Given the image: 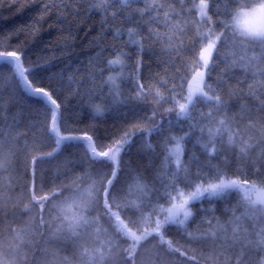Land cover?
I'll use <instances>...</instances> for the list:
<instances>
[{"label": "snow or ice", "instance_id": "snow-or-ice-1", "mask_svg": "<svg viewBox=\"0 0 264 264\" xmlns=\"http://www.w3.org/2000/svg\"><path fill=\"white\" fill-rule=\"evenodd\" d=\"M39 2L9 0V6L20 4L18 11H23ZM119 3L122 7L102 16L103 27L86 45L94 50L87 58L84 71L77 69L79 76L75 72L66 74L56 67L58 60L72 54L77 41L75 33L66 31L63 24L49 23L44 27L51 3H41V9L46 11H38L27 24L0 33L3 49L0 60L5 62L0 74L5 68H13L7 78L0 79V117L8 118L9 109L17 104L21 93L33 104L32 118L11 137L13 143L0 156V168L11 166L19 150L15 141L22 136L26 159L32 164L33 190L36 161L54 159L66 150L67 146L61 147L65 141L85 142L87 148L80 145V151L91 172L106 176L111 161L98 160V154H111L112 159L123 165L125 149L134 144L139 153L154 151L151 136L164 132L163 117L167 116L170 118L167 135L161 137L165 155L151 181L138 188L140 195L131 191L125 193V186L143 173L132 169L130 164L122 166L106 194L112 197L118 210V218L112 220L113 229L121 240L134 242L125 249L123 260L137 264L141 248L150 246L142 264H168L165 254L175 253L172 245L177 237L215 238L225 227L217 215V202L231 191H239L243 193L242 199L224 208L233 226L231 236L225 239H231L233 244L243 242L244 247L253 245L260 251L255 264H264V227L254 233L242 227V217L264 216V187H261L264 186V70L257 72L256 87L248 82L246 71L240 76L230 75L238 65L246 68L235 54L237 45L254 53L264 49V21L254 28L248 23L249 18L264 14V0H192L191 3L143 0L142 7H133L137 0H119ZM2 6L3 0H0ZM73 8L79 11V4ZM120 11H124V15L119 17V23L110 24L108 16L115 21ZM60 15L66 17L67 13ZM127 24L134 27H125ZM52 28L57 29V34L43 39ZM109 28L112 40L105 45L102 38ZM87 30L90 31V27ZM125 32L126 40L123 39ZM38 43L40 47L26 55V50ZM12 62H15L14 67ZM115 66L121 71L105 78L104 73ZM118 80L127 82L128 86L123 87ZM66 82L75 83L74 92L86 98L87 113L82 109L68 112L70 88ZM248 96L255 101L254 110L259 116L252 126L260 125L262 133L254 143H249L252 137L238 143V132L232 125L249 111ZM233 102H238L235 111L231 110ZM130 109L137 111L127 123L121 122L102 139L96 129L103 126V121L117 112L127 116ZM21 111L18 107L15 109L13 120L19 121ZM173 116L176 124L187 121L188 131L184 135H176ZM205 125L207 141L203 140ZM197 128L201 136L196 143H200L205 159L200 161L193 153L185 162L177 153H181L182 142ZM62 132L68 134L62 135ZM225 133L227 140L216 146L217 138ZM137 137L142 138L138 144ZM209 144L213 148L209 149ZM253 149L255 156L250 158ZM172 157H176L174 170L170 163ZM69 162L70 158L65 157L57 163L53 186L55 176L69 170ZM44 171V168L39 169L41 181ZM121 172H125L123 179ZM80 195L82 199L90 198L92 193ZM205 198L209 202L206 208L203 206ZM193 201L200 202L201 207H192ZM70 219L76 225L82 217L74 215ZM193 220L197 228L190 234ZM220 256L224 257L223 261ZM243 256L242 249L235 260L226 251L208 259L211 264H248Z\"/></svg>", "mask_w": 264, "mask_h": 264}, {"label": "trees", "instance_id": "trees-1", "mask_svg": "<svg viewBox=\"0 0 264 264\" xmlns=\"http://www.w3.org/2000/svg\"><path fill=\"white\" fill-rule=\"evenodd\" d=\"M20 2L26 3L27 0H20ZM44 2L51 3V12L44 21V27L47 28L49 23L63 24L66 31L75 33L77 41L72 54L58 60L56 67L63 69L66 74L75 72L79 76L80 72L77 69L84 71L87 58L94 50L86 45L103 27L102 16L112 9L122 6L119 0H40L36 5L18 11L20 4L9 6V0H3V6L0 7V33L27 24L38 11H46L40 7V4ZM159 2L160 0L157 3ZM186 2L191 3L192 0H186ZM75 4H79V11L74 10L73 5ZM136 6L142 7L143 1L141 0L139 3L137 0L133 7ZM61 13H67V16L64 17L60 15ZM123 15L124 11H120L115 21L111 16H108V22L118 24L119 17ZM89 27L90 31L87 30ZM125 27H134V25L127 24ZM56 32V28L50 29L44 34L43 39L52 38L57 34ZM127 38V32H125L123 39ZM111 40L112 30L109 28L102 38V43L107 45L111 43ZM39 47V43L29 47L26 50V55H30ZM0 50L3 49L0 48ZM234 51L241 64L246 65V68L242 69L238 65L230 75L240 76L243 71H246L248 82L256 87V82L259 80L257 72L264 70V49L254 53L243 45H237ZM145 59L147 60L148 57L146 56ZM4 66L5 62L0 60V68ZM147 70L148 66L146 65L145 72ZM11 71L13 68H5L3 74H0V79L7 78ZM114 73L113 67L110 71H106L104 76L107 78L109 74ZM117 83L125 88L128 86L127 82L120 80ZM66 86L70 88L68 112L73 113L82 109L87 113L86 98H82L80 94L74 92L76 84L68 85L66 82ZM246 100L250 106L249 111L232 125L233 130L238 132V143L248 140L249 137L253 138L249 140V143H254L255 138L262 133L260 125L252 126L253 122L259 118L254 110L255 101L251 96L246 97ZM17 107L22 110L19 121L12 118V113ZM237 107L238 102H233L231 110L235 111ZM136 111V109H130L127 116L121 115L119 112L110 114L108 119L103 121V126L96 129L97 133L102 139H106L105 133H112L120 126L121 122L127 123L128 118ZM32 113V101L21 93L17 104L9 109L8 118L0 117V146H2L0 147V156L4 155L7 146L13 143L11 137H15L16 130L23 129L26 120L32 118ZM157 119L160 117L158 116ZM169 119L167 116L163 117V133L156 132L151 136L150 142L155 146L154 151L139 153L134 144L131 148L125 149L123 165L119 160L97 157L98 160L111 161V167L107 170L106 176H97L91 172L88 162L80 151V145L87 148L83 141H65L61 147L67 146L66 150H62L54 159L43 162L36 161L37 173L34 190L32 164L26 159L24 137L21 136L16 140L15 143L19 145V150L12 158L11 166L0 168V264H127L123 260L126 255L125 249L134 242L121 240L113 229L112 220L118 218V210L112 197L106 194L118 169L130 164L132 169L142 172L143 176L132 180L130 185L125 186V193L131 191L140 195L138 188L151 181L154 171L157 170V166L161 164L165 155L161 137L167 135ZM171 119L174 122L176 135H184L188 131L187 121H180L176 124L175 117L173 116ZM9 124L12 125L11 131ZM66 134L68 133L62 132V135ZM200 136L201 133L197 128L182 142L181 160L186 162L193 153L199 156L200 161L205 159V153L201 150L200 143H196L197 137ZM141 139V137H137L136 143H140ZM203 140H208L207 125H205ZM222 140H227V133L223 137L217 138L216 146H219ZM72 144L76 146L73 147ZM208 147L211 149L213 145L209 144ZM254 156L255 150L253 149L250 158ZM65 157L70 158L69 170L57 174L54 179L55 186H53V170L57 163L64 160ZM170 163L174 170L176 166L172 158ZM40 168L45 169L42 181L39 173ZM114 170L115 174L106 187ZM124 176L125 172H121V179ZM117 185H119V181ZM156 187L159 188L160 185L157 184ZM88 191H91V197L82 199L80 194ZM153 197L155 198V192ZM242 197L243 193L231 191L225 195L222 201L217 202V215L221 217L225 227L224 230L217 233L215 238L209 237L204 240L177 237V242L172 245L176 249L175 253L173 255L165 254L168 264H211L208 258L215 257L222 251H226L235 260L242 249L243 260L248 264H255L260 255L259 250H255L253 245L244 247L243 242L233 244L231 239H225V237L231 236L233 227L229 220V214L224 213L225 205L230 207ZM208 203L205 198L203 206L206 208ZM191 206L200 208L201 204L193 201ZM64 209L67 217L63 214ZM74 215L82 217L76 225H73L70 219ZM213 223L215 224V221ZM204 227L206 228L207 225ZM242 227L254 233L260 227H264V216L242 217ZM196 228V220H193L189 226V233H194ZM141 230H144L143 226H141ZM168 238L166 237V239ZM150 250V246L141 248L137 264H142L143 258ZM223 259L224 257L220 256V260L223 261Z\"/></svg>", "mask_w": 264, "mask_h": 264}, {"label": "rangeland", "instance_id": "rangeland-1", "mask_svg": "<svg viewBox=\"0 0 264 264\" xmlns=\"http://www.w3.org/2000/svg\"><path fill=\"white\" fill-rule=\"evenodd\" d=\"M143 1V0H142ZM159 0H157V2H158ZM261 21H264V14H260V15H258V16H253V17H251V18H249V21H248V23H249V26L250 27H256ZM13 63V65H14V63L15 62H12ZM121 71V69H120V67L119 66H115L114 67V72L115 73H117V72H120ZM114 73V74H115ZM25 80H27V77H25ZM67 135V134H66ZM85 143V142H84ZM86 144V143H85ZM87 145V144H86ZM172 146H174V145H170L169 147H172ZM177 155L179 156V158H180V156H181V153H177ZM97 157H107V158H111L112 159V155L111 154H107V155H105V156H100L99 154L97 155ZM175 159H176V157H172V160H173V162H174V165H175ZM114 160V159H113ZM176 166V165H175ZM114 174H115V170L112 172V175H111V177H110V179L108 180V183H107V185H106V187L109 185V183H110V181H111V179H112V177L114 176ZM63 214H64V216L65 217H67V214H66V210L64 209V211H63Z\"/></svg>", "mask_w": 264, "mask_h": 264}]
</instances>
